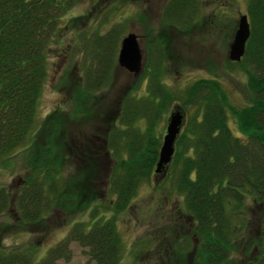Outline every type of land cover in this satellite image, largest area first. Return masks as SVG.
Segmentation results:
<instances>
[{"label": "trees", "instance_id": "obj_1", "mask_svg": "<svg viewBox=\"0 0 264 264\" xmlns=\"http://www.w3.org/2000/svg\"><path fill=\"white\" fill-rule=\"evenodd\" d=\"M77 1L0 0V156L30 141L26 148L31 151L27 159L29 171L25 172L16 194L20 220L35 222L48 210L65 214L75 204L79 192L86 189L89 196L103 195L106 191L113 195L115 199L110 204L114 215L94 221L87 229L76 223L39 262H33L31 247L15 251L0 248V264H57L69 253L70 241L86 247L90 258L98 264H118L123 245L116 231L115 215L129 207L141 183L156 175L162 138L158 122L167 118L165 113L175 99L161 78L167 72L165 58L172 54L168 39H155L157 43H153L154 65L147 74L148 94L139 98L130 92L120 101L108 132L98 138L103 148L96 150L97 156L88 153V144L82 146L80 154L75 149L74 157L77 160L84 157L88 167L72 172L78 177L74 190L61 191L63 179L57 177L63 171L62 164H57L56 159L52 161L50 143L60 136L58 123L50 119L44 122L43 142L38 141V131L33 132L38 100L48 75V59L55 53L53 45L65 30L61 23ZM233 1L166 0L160 26L184 32L196 25L212 33L210 26L227 16L228 11L222 7ZM246 15L250 35L243 57L252 68L249 78L257 87L250 106L231 110L241 136H236L229 127L226 96L217 82L197 80L185 91L183 104H196L198 109L190 125L187 129L184 126L178 136L168 165L173 170L174 189L183 200L165 218H179L182 225L174 221L175 227L182 226L185 233L168 240V247L175 244V250L166 252V264H170L173 255L184 258L185 254L190 256V264H226L238 221L251 205L264 204V0H248ZM231 20L228 28L233 37L236 20ZM119 25L113 30L116 36L123 31ZM113 33L107 32L92 42L94 64L85 78L76 83L81 91L95 93L111 81L118 46ZM144 74L145 67L138 80ZM140 85L137 82L134 91ZM139 119L145 121V128L135 127ZM41 162L46 163L45 167L34 173ZM7 200L8 193L1 190L0 212L7 208ZM149 242L155 243L151 239Z\"/></svg>", "mask_w": 264, "mask_h": 264}, {"label": "rangeland", "instance_id": "obj_2", "mask_svg": "<svg viewBox=\"0 0 264 264\" xmlns=\"http://www.w3.org/2000/svg\"><path fill=\"white\" fill-rule=\"evenodd\" d=\"M165 1L78 0L76 6L66 13L61 23L65 30L61 39L53 45L55 53L48 59V75L38 100L33 127V132H40L37 135L41 142L45 137L42 132L45 121L50 119L60 127V136L50 144L52 161L56 159L57 164H62L63 171L57 178L63 179L61 191L64 193L71 192L76 186L78 177L72 172L88 167L84 157L80 160L74 157L75 149L80 154L82 146L88 144V153L97 156L96 150L101 151L103 148L98 138L108 132L109 123L113 121L120 101L130 92L139 98L148 94L150 85L147 74L154 65L152 55L155 52L153 43H157L155 39H168L167 44L172 51L165 58L167 72L161 76L162 83L175 96L165 113L167 118L176 105H180L184 114L183 128L185 126L187 129L198 106L183 104L185 91L197 80L211 79L225 93L230 129L236 136H241L231 110L250 106L257 84L249 78L252 68L244 57L239 62L228 60L229 45L232 42V31L229 33L228 23L235 19L237 24L239 17L247 13L248 0H234L233 4L222 7L228 11L227 16L225 14L219 23L210 26L213 28L212 33L207 32L206 27L196 25L184 32L163 29L160 26V14ZM117 24L123 29L118 36L113 33ZM107 32L118 38L116 58L121 38L129 32L136 34L143 53L142 72L145 67V74L138 80L139 76L120 67L115 58L111 81L95 93H85L76 83L85 78L88 70H92V42ZM137 82L141 85L134 91ZM167 118L164 122H158L162 136ZM135 127L145 128V121L139 119ZM156 134H160L158 130ZM29 144L30 141H27L0 156V191L8 193L7 208L0 212V248L15 251L31 247L33 262H39L47 250L61 242L76 223H82L87 229L94 221L113 216L110 200L115 198L108 191L103 195L89 196L86 189L79 192L75 204L65 214L59 210H48L43 213L45 218L41 217L35 222L20 220L16 194L23 184L25 172L29 171L27 159L31 151L26 149ZM45 165L44 162L38 163L34 173L42 170ZM40 173L43 177L44 172ZM92 186L96 190L100 189L97 185ZM182 200V196L174 189L173 170L169 166L163 173L152 175L148 181L141 183L130 199L129 207L115 215L116 231L123 245L118 264H166V252L175 250V244L168 247V240L178 233L181 235L183 228L175 227L174 221L182 225L179 218H165L170 216L173 207L177 210ZM238 226L226 264H264V204L248 207L238 221ZM150 239L155 243H147ZM160 243L165 247L160 246ZM67 247L69 253L64 255L66 259L60 258L57 264H98L90 258L87 248L78 242L70 241ZM172 258L170 264L191 263L189 254H185L184 258L176 255Z\"/></svg>", "mask_w": 264, "mask_h": 264}, {"label": "water", "instance_id": "obj_3", "mask_svg": "<svg viewBox=\"0 0 264 264\" xmlns=\"http://www.w3.org/2000/svg\"><path fill=\"white\" fill-rule=\"evenodd\" d=\"M249 35L250 28L247 15H241L237 21L232 42L229 45V60L239 61L241 59ZM117 63L120 67L126 69L135 76L141 73L143 53L140 48L138 37L133 32L127 33L121 39L117 54ZM183 118V113H181L180 110H176L170 114L160 146L159 157L154 170L155 173L161 172L165 166L170 163L174 153L175 140L180 132Z\"/></svg>", "mask_w": 264, "mask_h": 264}]
</instances>
